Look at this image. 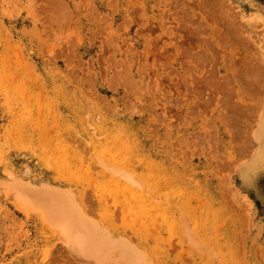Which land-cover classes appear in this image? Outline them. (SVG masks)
Returning a JSON list of instances; mask_svg holds the SVG:
<instances>
[{"label":"rangeland","instance_id":"374dc122","mask_svg":"<svg viewBox=\"0 0 264 264\" xmlns=\"http://www.w3.org/2000/svg\"><path fill=\"white\" fill-rule=\"evenodd\" d=\"M263 133L264 0H0V264H264Z\"/></svg>","mask_w":264,"mask_h":264},{"label":"bare ground","instance_id":"6f19581e","mask_svg":"<svg viewBox=\"0 0 264 264\" xmlns=\"http://www.w3.org/2000/svg\"><path fill=\"white\" fill-rule=\"evenodd\" d=\"M115 3H116V2H115ZM44 4H45V3H44ZM92 7H93V6H92ZM97 13H98V12H97ZM61 14H62V13H61ZM71 18H72V17H71ZM42 21H43V20H42ZM42 24H43V23H42ZM42 33H43V32H42ZM111 33H112V32H111ZM57 34H58V33H57ZM59 34H60V33H59ZM76 35H77V34H76ZM104 35H105V34H104ZM69 37H70V35H69ZM77 38H78V37H77ZM233 44H234V43H233ZM54 47H55V46H54ZM252 51H253V50H252ZM53 52H54V51H53ZM10 58H11V57H10ZM23 60H24V59H23ZM257 61H258V60H257ZM27 63H28V62H27ZM129 82H130V80H129ZM86 116H87V115H86ZM89 127H90V126H89ZM101 128H102V127H101ZM102 130H104V129H102ZM87 131H88V130H87ZM90 131H91V130H90ZM100 133H101V131H100ZM263 134H264V133H263ZM104 136H105V135H104ZM99 137H100V136H99ZM99 137H98V138H99ZM102 137H103V136H102ZM102 137H101V138H102ZM106 138H107V137H106ZM122 138H123V137H122ZM122 142H123V141H122ZM103 143H104V142H103ZM117 144H118V143H117ZM99 146H100V145H99ZM107 150H108V148H107ZM106 152H107V151H106ZM106 152H105V153H106ZM96 159H98V158L96 157ZM101 160H102V159H101ZM101 160H100V162H101ZM98 161H99V159H98ZM103 164H104V163H103ZM111 166L113 167L114 164L111 165ZM105 167H106V165L104 164V168H105ZM108 168H111V167H108ZM112 169L115 170V168H112ZM120 169H121V168H120ZM120 169H119L120 172H118V170H117L118 173H121V174H120V177H121V175H122V176H123V179H126L127 181L129 180L128 183L131 182L130 186H128V190H129V191H130V192L136 197L135 200L144 197V195L138 193V192H137L138 190L136 191V189H134V188L132 187V184H133V185H136V184L139 185V184H140L141 186H138V185H137V186L140 187V188H141L143 185H146V184H144L143 181H142V183H141L140 180H136V177H137V176L134 175L135 177H133V176H132L133 174H130V173L125 174V173L127 172L126 169H125L126 172L123 170V171L125 172L124 174H123V172H121L122 170H120ZM106 170H107V169H106ZM111 173H112V171H111ZM113 174H114V173H113ZM115 174H116V173H115ZM129 174H130L131 176H130ZM127 175L129 176V178H128ZM113 176H114V175H113ZM125 176H126V178H125ZM131 177H132V178H131ZM11 178H12V177H11ZM93 178H94V177H93ZM96 179H97V178H96ZM134 179H135V180H134ZM151 180H152V179H151ZM138 181H139V182H138ZM145 181H146V180H145ZM110 182H112V181H110ZM9 183H10V182H9ZM115 183H116V182H115ZM121 183H122V182H121ZM142 184H143V185H142ZM1 185H2V184H1ZM8 185H9V184H8ZM120 185H122V184H120ZM127 185H128V184H127ZM5 186H6V185H5ZM142 188L144 189V187H142ZM142 188H141V189H142ZM141 189H140V190H141ZM148 189H149V188H148ZM92 190H93V189H92ZM131 193H130V194H131ZM146 195H147V194H146ZM147 196H148V195H147ZM111 209H112V208H111ZM125 209H126V208H125ZM170 213H171V212H170ZM171 214H172V213H171ZM172 216H173V215H172ZM175 232H176V231H175ZM165 238H166V237H165ZM150 241H151V240H150ZM133 248H134V246H133ZM137 249H138V248H137ZM135 251H136V250H135ZM116 252H117V251H116ZM118 252H119V251H118ZM131 252H133V249H132ZM138 253H139V252H138ZM133 254H134V253H133ZM136 255H137V254L135 253V256H136ZM139 255L141 256V253L138 254L137 256H139ZM112 257H113V256H112ZM115 257H117V255H116ZM142 257H143V256H142ZM136 258H137V257H136ZM138 258H139V257H138ZM126 260H127V259H126ZM145 260H146V258H144V260H143L144 263H143V264H145V262H146ZM117 261H119V260H117ZM120 261H121V262H119V264H120V263L124 264V262H123L122 260H120ZM135 261H136V260H135ZM138 261L142 264V260L139 259ZM136 262H137V261H136ZM136 262H135V263H136ZM148 263H149V262H148ZM138 264H139V263H138ZM146 264H147V263H146Z\"/></svg>","mask_w":264,"mask_h":264}]
</instances>
